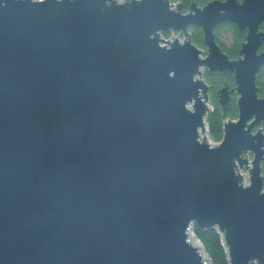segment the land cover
Wrapping results in <instances>:
<instances>
[{"label": "water", "instance_id": "1", "mask_svg": "<svg viewBox=\"0 0 264 264\" xmlns=\"http://www.w3.org/2000/svg\"><path fill=\"white\" fill-rule=\"evenodd\" d=\"M176 8L0 0V264H209L192 225L218 231L230 264H264V136L250 134L264 0ZM224 23L249 30L236 61L216 43ZM204 68L234 73L240 95L231 121L234 89L217 92L215 147Z\"/></svg>", "mask_w": 264, "mask_h": 264}, {"label": "flooded vegetation", "instance_id": "2", "mask_svg": "<svg viewBox=\"0 0 264 264\" xmlns=\"http://www.w3.org/2000/svg\"><path fill=\"white\" fill-rule=\"evenodd\" d=\"M179 2L181 3L182 13H183V7L185 5L184 4L185 0H179ZM238 2H239V4H242L244 2V0H238ZM207 4H201V5L197 4V6L202 7V6H205ZM188 12H189V10L183 14H186ZM228 25L233 26V28L225 29L224 26H228ZM196 29L198 32H201L203 35L202 45H197V46L200 50L203 49L201 51L206 52L207 46L204 43V34H203V29L201 27L192 26L189 28V33L192 37V40H193V36L195 34ZM226 31H231L233 33V36H234L232 45L229 48L226 47L220 40V36ZM259 32L264 33V21L258 26V33ZM248 33H249L248 29L241 31L233 23H224V24L218 25L214 30L216 43L221 47L222 51L224 53H226L229 56V58L233 61H236L240 58L239 52H240L242 45L247 42L246 36ZM262 53H264V39L261 36L260 37V43L258 45L256 54L260 55ZM204 75H205V78L203 77V79L207 83V85L209 86V101H210V104H212V106H213L212 107L213 112L217 108H219L222 112V118H223V110L220 106L219 98L217 97V92L220 89H222L225 81H226L229 89H234L233 91L229 92L230 102H229V104L227 106V110H226V120H231V121L238 120L239 109H238L237 101L240 98V95L237 94V89H235V88H237V85L235 82V74L232 72H226V73H221L219 71L210 72L207 69L205 70V68H204L203 76ZM209 75H213L212 82H208L206 79V76H209ZM255 83H256V89H257V92H256L257 99L263 100L264 99V63L261 65L259 70L256 72ZM234 110H236V112H234V115H236L237 117L235 119H233V118L231 119L230 117H228V114L233 112ZM255 119H256V117L251 119L248 122V125H250ZM223 121H225V120H223ZM223 130H224V126H223ZM259 130H261V134L264 136V120H262L259 125H254L251 129L250 134L255 135ZM223 133H224V131H223ZM263 144H264V141H263ZM262 150H264V147H262ZM263 158H264V156H263ZM248 159L250 162H252L254 159V154L248 152ZM261 167H262V177H263V181H264V159L261 162Z\"/></svg>", "mask_w": 264, "mask_h": 264}, {"label": "trees", "instance_id": "3", "mask_svg": "<svg viewBox=\"0 0 264 264\" xmlns=\"http://www.w3.org/2000/svg\"><path fill=\"white\" fill-rule=\"evenodd\" d=\"M210 1L213 0H185L183 13L187 12L190 9L192 3L201 5L207 4ZM224 28L229 29L233 28V26L228 25L224 26ZM200 33L201 32H198L197 29L195 30L193 43H195L196 45H202L203 43V35L202 33ZM206 79L208 82H212L213 75L206 76ZM234 112H236V110L229 113L228 117L235 119L237 116L234 115ZM207 123L210 137L215 141H221L223 138L224 121L222 118V112L219 108H217L207 117ZM193 230L197 240L201 243L205 254L208 256L212 264H230L226 249L223 246L222 236L218 233L217 230H201L197 225L193 226Z\"/></svg>", "mask_w": 264, "mask_h": 264}, {"label": "rangeland", "instance_id": "4", "mask_svg": "<svg viewBox=\"0 0 264 264\" xmlns=\"http://www.w3.org/2000/svg\"><path fill=\"white\" fill-rule=\"evenodd\" d=\"M119 2H122L123 0H118ZM170 4L172 5V8L177 10L176 6L180 4L179 0L177 1H174V0H170ZM233 33L231 31H226L224 32L221 36H220V40L221 42L226 46V47H230L232 45V42H233ZM160 38L163 39L164 41H169V42H173V39H177L179 40L180 42H184L185 40V36L183 34H178V33H171V32H168V33H160ZM164 44V43H162ZM197 46V45H196ZM198 47V46H197ZM203 50V49H201ZM207 55L204 53L202 57H206ZM206 70V69H205ZM202 74H204V69L202 70ZM205 78V75L203 76ZM212 106V104H210ZM213 107V106H212ZM232 119V118H231ZM206 122H207V119H206ZM208 130V129H207ZM206 137H210V134H209V131L205 133ZM240 174H245L246 176V179H244V183L247 184H250V175L247 171L246 168H243V169H240ZM190 235V239L195 242L196 244H200L198 242V240L196 239L194 233L192 232V230L190 231L189 233ZM195 238V239H194ZM197 241V242H196ZM203 251V254L204 256L206 257V260L208 261L209 264H212L211 261L209 260L208 256L205 254L204 250L202 249Z\"/></svg>", "mask_w": 264, "mask_h": 264}, {"label": "built area", "instance_id": "5", "mask_svg": "<svg viewBox=\"0 0 264 264\" xmlns=\"http://www.w3.org/2000/svg\"><path fill=\"white\" fill-rule=\"evenodd\" d=\"M38 1H42V0H38ZM206 129H208V123L206 122ZM207 132H208V130H207ZM208 138V137H207ZM208 141H209V144H210V146L211 147H215V146H218V145H220L221 144V142L219 141H215V140H213L211 137H209L208 138ZM192 230V232L194 233V230H193V225L191 226V228H190V231ZM190 233V232H189ZM195 235V234H194ZM196 237V236H195ZM197 239V238H196ZM199 242V241H198ZM200 243V242H199ZM201 247H202V245H201V243L199 244ZM202 249H203V247H202ZM204 250V249H203Z\"/></svg>", "mask_w": 264, "mask_h": 264}, {"label": "bare ground", "instance_id": "6", "mask_svg": "<svg viewBox=\"0 0 264 264\" xmlns=\"http://www.w3.org/2000/svg\"><path fill=\"white\" fill-rule=\"evenodd\" d=\"M205 137H206V135H205ZM221 142V141H220ZM242 177H243V179H246V176H245V174H242ZM195 239V238H194ZM193 242V241H192ZM197 242V241H196ZM194 243V245L196 246V247H198L197 245L198 244H196L195 242H193ZM205 257V256H204ZM206 258V257H205Z\"/></svg>", "mask_w": 264, "mask_h": 264}]
</instances>
